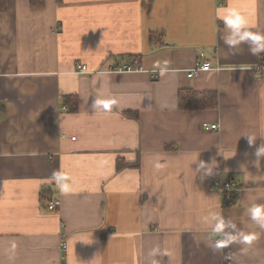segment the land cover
<instances>
[{
    "label": "crops",
    "instance_id": "0c3cea01",
    "mask_svg": "<svg viewBox=\"0 0 264 264\" xmlns=\"http://www.w3.org/2000/svg\"><path fill=\"white\" fill-rule=\"evenodd\" d=\"M5 1L0 264H151L156 246L169 254L161 264H264V228L247 211L264 205V68L247 44L220 38L216 12L229 0ZM231 3L264 32V0ZM201 53L212 69L189 78ZM134 57L140 70L110 71ZM181 89L215 92L217 107L182 109ZM95 96L117 103L95 112ZM199 161H213L210 175ZM61 169L75 181L68 195L50 179ZM231 178L241 193L224 207L213 184ZM209 212L258 240L213 251L218 237L201 223Z\"/></svg>",
    "mask_w": 264,
    "mask_h": 264
},
{
    "label": "clouds",
    "instance_id": "9594fccd",
    "mask_svg": "<svg viewBox=\"0 0 264 264\" xmlns=\"http://www.w3.org/2000/svg\"><path fill=\"white\" fill-rule=\"evenodd\" d=\"M216 19L221 21L224 27V34L220 37L223 43L229 49H239L242 44L248 45V50L251 55L259 56L264 53V32L253 31L252 25L245 13L238 7L234 6L229 0L227 6H221L217 9ZM160 67L159 65H155ZM166 67V65H165ZM164 67H160L161 75L164 74ZM89 97H84L83 101L87 104ZM117 101L113 97L105 96L101 98L95 96L91 107L94 111H109L111 107L116 104ZM249 144H254L256 137L253 135H246ZM257 161L264 157V145H261L256 151ZM197 160L193 161L196 162ZM192 162V163H193ZM156 168L162 167L161 163L157 162L154 165ZM213 161L211 164L205 161H199L197 171L201 169L205 170L206 175L212 173ZM52 181L55 182L59 192L63 195H68L72 193L75 188V181L70 177L66 171L63 169L54 171L50 177ZM249 218L251 221L264 228V205L253 204L248 209ZM202 225L209 230V236L218 237L209 246L213 251L221 250L229 247L232 244H239L242 246H251L258 240L259 233L253 231H244L238 228L237 224L226 218L223 214L217 212H209L206 216L202 218ZM231 229V231H228ZM16 247L15 243L12 244V248ZM246 248L241 249V251H246ZM169 255L167 252L162 251L159 246L153 247L148 256L151 258V264H161V260L157 257H163Z\"/></svg>",
    "mask_w": 264,
    "mask_h": 264
},
{
    "label": "built area",
    "instance_id": "2783aa9c",
    "mask_svg": "<svg viewBox=\"0 0 264 264\" xmlns=\"http://www.w3.org/2000/svg\"><path fill=\"white\" fill-rule=\"evenodd\" d=\"M204 53H201V59L200 61L196 62L195 66L188 72V77L192 78L197 74L198 72L207 71L212 69V63L208 60H204ZM142 67V62L139 57H134L130 62L128 63H118L113 62L109 69L110 71L114 72H131V71H137L140 70ZM86 66H83V69H86ZM219 69L220 67L217 66ZM262 68H258V72H261ZM63 109H67V106H64ZM204 127L211 130H217L219 129V125L217 124H204ZM76 137H73L75 139ZM213 187L218 189L222 196V205L224 207H231L232 203L238 202V199L240 197L241 193V185L239 181L236 179H221L216 181L213 184ZM61 205V201L59 199H53L47 204V208L50 211H57L58 208ZM232 259L231 255H226V260L230 261Z\"/></svg>",
    "mask_w": 264,
    "mask_h": 264
},
{
    "label": "trees",
    "instance_id": "16d2710c",
    "mask_svg": "<svg viewBox=\"0 0 264 264\" xmlns=\"http://www.w3.org/2000/svg\"><path fill=\"white\" fill-rule=\"evenodd\" d=\"M5 8H6V1L0 0V9H5ZM153 38H152L153 41L156 38L159 44L160 43H162L163 45L165 44L162 42L163 41L162 37L157 38L155 35L153 36ZM258 66L259 68L260 67L264 68V53L259 55ZM66 100H67L68 109H69V105L72 107L71 109L73 111H76L78 109V104L75 101V97H67ZM217 103H218V94L212 91L197 92L193 90L181 89L179 92V106L182 109L215 108L217 107ZM127 115L131 116L134 114L127 113ZM234 204L235 203H232L231 205L233 206Z\"/></svg>",
    "mask_w": 264,
    "mask_h": 264
}]
</instances>
